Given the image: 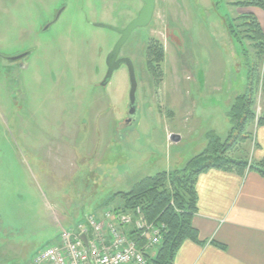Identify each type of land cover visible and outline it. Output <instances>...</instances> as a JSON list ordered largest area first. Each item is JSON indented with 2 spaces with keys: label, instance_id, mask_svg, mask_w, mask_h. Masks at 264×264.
<instances>
[{
  "label": "rangeland",
  "instance_id": "obj_1",
  "mask_svg": "<svg viewBox=\"0 0 264 264\" xmlns=\"http://www.w3.org/2000/svg\"><path fill=\"white\" fill-rule=\"evenodd\" d=\"M231 1L155 0L149 25L119 53L132 59L138 83L127 122V70L100 86L119 34L95 24L124 28L141 0H0V264H33L60 226L118 207L108 201L114 193L183 170L210 134L228 136L227 112L250 68L225 29L237 15ZM150 41L164 49L155 73ZM29 49L21 64L6 60ZM261 92L260 83L255 119ZM252 126L233 156L251 160Z\"/></svg>",
  "mask_w": 264,
  "mask_h": 264
},
{
  "label": "trees",
  "instance_id": "obj_2",
  "mask_svg": "<svg viewBox=\"0 0 264 264\" xmlns=\"http://www.w3.org/2000/svg\"><path fill=\"white\" fill-rule=\"evenodd\" d=\"M231 5L256 6L264 9V0H233ZM225 29L230 37L242 47L243 55L250 66L246 88L234 98L227 112L232 125L228 136L225 140H221L217 135L210 134L206 148L191 159L183 170L163 171L144 177L137 181L129 191L116 192L108 199L109 202L116 197L124 200L123 205L114 207L115 209H131L140 205L148 220L165 223L166 229L162 241L153 255H147V264H174L176 252L187 239L203 244L198 240L197 232L192 226V216L196 211L194 185L201 172L216 168L236 170L241 173L246 168H250L264 177V160L252 163L242 156L231 154L236 147L234 144L242 143L248 138L249 126L254 123L264 126V114L255 119L253 111L257 88L261 83L259 70L264 57V34L255 16L248 13L227 18ZM146 55L150 71L155 73V68L159 66L164 57L163 46L150 41ZM234 131L237 134L236 139L233 143H229ZM129 235L136 239L134 232H129Z\"/></svg>",
  "mask_w": 264,
  "mask_h": 264
},
{
  "label": "crops",
  "instance_id": "obj_3",
  "mask_svg": "<svg viewBox=\"0 0 264 264\" xmlns=\"http://www.w3.org/2000/svg\"><path fill=\"white\" fill-rule=\"evenodd\" d=\"M237 9V15H254L264 34V9ZM260 76L258 109L264 114V57ZM251 128L250 162L255 163L264 160V126L254 124ZM217 136L224 139L227 134ZM194 189L196 211L192 226L203 244L185 240L176 252L174 264H264V177L250 168L241 173L210 168L197 176ZM123 202L119 197L110 201L116 206ZM154 252L152 249L147 255Z\"/></svg>",
  "mask_w": 264,
  "mask_h": 264
},
{
  "label": "built area",
  "instance_id": "obj_4",
  "mask_svg": "<svg viewBox=\"0 0 264 264\" xmlns=\"http://www.w3.org/2000/svg\"><path fill=\"white\" fill-rule=\"evenodd\" d=\"M165 229V223L148 220L140 205L105 209L74 228L60 226L57 242L35 254L33 264H147L146 253L161 243Z\"/></svg>",
  "mask_w": 264,
  "mask_h": 264
},
{
  "label": "water",
  "instance_id": "obj_5",
  "mask_svg": "<svg viewBox=\"0 0 264 264\" xmlns=\"http://www.w3.org/2000/svg\"><path fill=\"white\" fill-rule=\"evenodd\" d=\"M141 2L143 3V5L140 8L137 16L134 19H132L124 28H116L112 25H106L101 23L95 24L98 27L114 30L120 35V37L114 44L113 48L111 49V51L106 56L105 64L107 66V71L102 81L100 82V86L105 87L109 83L113 73L116 70L120 69L122 65L126 66L128 72V82H129L128 111H127V114L129 115V119H132V117L135 116L138 111V103L136 99V91H137L138 83H137L135 68L132 59L127 56H120V57L118 56L122 46L129 38L132 31L138 27H146L151 22L155 9V0H141ZM63 9L64 8L62 7L57 12L54 19L49 23H47L44 29H47L51 24L57 21ZM31 52L32 50H27L16 56L7 57L6 60L8 62H18L29 56ZM172 137L174 138L175 141H178L180 139L178 135H172ZM81 238L83 239L84 242H86V237L84 235H81Z\"/></svg>",
  "mask_w": 264,
  "mask_h": 264
},
{
  "label": "flooded vegetation",
  "instance_id": "obj_6",
  "mask_svg": "<svg viewBox=\"0 0 264 264\" xmlns=\"http://www.w3.org/2000/svg\"><path fill=\"white\" fill-rule=\"evenodd\" d=\"M142 4H143V3H142ZM61 8H62V7H61ZM60 15H61V14H60ZM55 16H56V15H55ZM59 17H60V16H59ZM53 19H54V18H53ZM53 19H52V20H53ZM52 20H51V21H52ZM57 20H58V19H57ZM49 22H50V21H49ZM49 22H48V23H49ZM119 37H120V35H119ZM120 56H122V55L119 54L118 57H120ZM22 60H23V59H22ZM22 60H20V61H18V62H19V63H22V62H21ZM121 67H124V68L127 70L126 66L122 65ZM121 67H120V68H121ZM106 71H107V66H106ZM105 74H106V72H105ZM127 75H128V72H127ZM105 87H106V86H105ZM105 87H104V88H105ZM127 111H128V105H127ZM136 115H137V114H136ZM136 115L133 116L132 119H129V117H128L129 120L126 119L127 122H128V121H133V120L136 118Z\"/></svg>",
  "mask_w": 264,
  "mask_h": 264
}]
</instances>
